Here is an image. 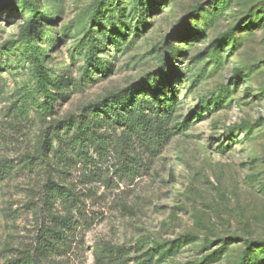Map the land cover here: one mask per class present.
<instances>
[{
    "label": "rangeland",
    "instance_id": "rangeland-1",
    "mask_svg": "<svg viewBox=\"0 0 264 264\" xmlns=\"http://www.w3.org/2000/svg\"><path fill=\"white\" fill-rule=\"evenodd\" d=\"M98 103L124 119L81 150L66 124ZM48 180L75 200L44 264H239L264 242V0H0V264Z\"/></svg>",
    "mask_w": 264,
    "mask_h": 264
},
{
    "label": "trees",
    "instance_id": "trees-1",
    "mask_svg": "<svg viewBox=\"0 0 264 264\" xmlns=\"http://www.w3.org/2000/svg\"><path fill=\"white\" fill-rule=\"evenodd\" d=\"M198 9L199 8H196V11ZM24 45L26 46V53L32 56L34 63L37 64L39 61L38 54L31 45L29 35H26ZM39 83L38 86L45 101L44 110L48 111L51 105V97L49 96V91L43 82ZM108 103L112 102L110 101ZM111 106L112 108L109 109L105 108L103 103L89 106L87 113L93 115V117L88 120V127L83 125L82 122L76 120H69L66 124L67 128H75L76 140L71 141H74V144L79 143L81 150L85 149V144L88 139H94V141L102 143V136H99L98 130L102 128L105 121H110V118H114L115 122L119 123L124 119V116L120 114L124 111V108L113 104ZM101 113L104 114V119H102V121L99 118H94ZM58 141V143H62L60 138H58ZM65 153L66 151H64V154ZM57 200H61L66 203H73L75 199L68 190H64L62 187L56 185L53 180H48L43 186L40 197V220L36 239L31 246L19 250L12 264H44V261L49 254L57 251L60 246L66 243L72 228V218L55 213V204ZM245 244L247 249L244 251L239 264H245L248 261L251 248L264 246V242H261L257 246L250 241H246Z\"/></svg>",
    "mask_w": 264,
    "mask_h": 264
}]
</instances>
